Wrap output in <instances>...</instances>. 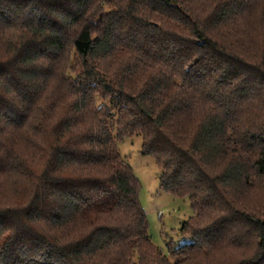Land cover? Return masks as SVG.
I'll return each mask as SVG.
<instances>
[{"label":"trees","instance_id":"16d2710c","mask_svg":"<svg viewBox=\"0 0 264 264\" xmlns=\"http://www.w3.org/2000/svg\"><path fill=\"white\" fill-rule=\"evenodd\" d=\"M132 136L191 203L168 255ZM261 188L264 0H0V264H264Z\"/></svg>","mask_w":264,"mask_h":264},{"label":"rangeland","instance_id":"374dc122","mask_svg":"<svg viewBox=\"0 0 264 264\" xmlns=\"http://www.w3.org/2000/svg\"><path fill=\"white\" fill-rule=\"evenodd\" d=\"M99 102L100 105L102 100ZM105 105L111 109L109 101ZM142 145L141 136H132L119 143L118 148L141 184L139 201L147 216L151 241L164 255H168L169 243L179 247L193 242L192 238L182 236L180 230L194 214L188 199L175 198L162 191L159 182L161 171L152 158L142 154ZM258 194L254 198L249 197L248 204L258 206L259 198L264 195L262 188ZM12 199L15 201V196Z\"/></svg>","mask_w":264,"mask_h":264}]
</instances>
